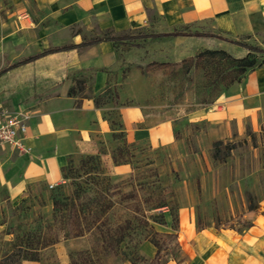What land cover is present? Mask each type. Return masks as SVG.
<instances>
[{"label":"rangeland","instance_id":"obj_1","mask_svg":"<svg viewBox=\"0 0 264 264\" xmlns=\"http://www.w3.org/2000/svg\"><path fill=\"white\" fill-rule=\"evenodd\" d=\"M50 3L0 0V49L8 51L6 37L23 15L36 28L44 25ZM117 42L120 49L130 44ZM203 49L115 70L116 79L129 73L130 82L110 85V101L140 104L150 121L170 118L178 142L154 148L128 142L111 109L118 130L70 157L55 185L0 199V264H168L181 258L187 224L243 229L242 213L264 195V118L233 137L213 136L207 114L245 69L237 61L242 55ZM251 55L260 60V51ZM137 56L122 59L135 64Z\"/></svg>","mask_w":264,"mask_h":264},{"label":"crops","instance_id":"obj_2","mask_svg":"<svg viewBox=\"0 0 264 264\" xmlns=\"http://www.w3.org/2000/svg\"><path fill=\"white\" fill-rule=\"evenodd\" d=\"M40 19L44 25L36 28L37 21L23 15L6 37L8 51L0 49V105L29 111L22 139L29 149L0 146V199L56 183L70 157L92 149L97 136L118 130L111 109L128 142L150 148L178 142V125L170 118L150 121L140 104L116 105L107 97L110 85L130 82L129 73L115 78L122 65L151 59L170 63L179 54L208 47L244 55L247 45H254L261 53L259 62L210 108L207 120L216 130L213 136L225 138L264 118V0H51ZM92 28L108 29V36L129 35L118 40L130 44L120 49L117 40L102 38L59 48L102 36L92 34ZM178 29L185 33H170ZM134 53L135 64L122 59L133 60ZM242 214L248 219L242 230H195L186 223L181 258L168 264H264V195Z\"/></svg>","mask_w":264,"mask_h":264},{"label":"built area","instance_id":"obj_3","mask_svg":"<svg viewBox=\"0 0 264 264\" xmlns=\"http://www.w3.org/2000/svg\"><path fill=\"white\" fill-rule=\"evenodd\" d=\"M28 117L29 111L27 109H9L6 106L0 105V146L7 145L10 149L17 151L29 149V147L22 142ZM47 185L52 187L55 183Z\"/></svg>","mask_w":264,"mask_h":264},{"label":"trees","instance_id":"obj_4","mask_svg":"<svg viewBox=\"0 0 264 264\" xmlns=\"http://www.w3.org/2000/svg\"><path fill=\"white\" fill-rule=\"evenodd\" d=\"M171 34H178V33H185V32H183L181 29H178V30H175V31H171L170 32ZM186 33H191V32H186ZM121 37H131V36H129V35H125V34H121V35H117V36H115V35H110V36H108V34L107 35H105V36H93L92 38H90V39H84V40H81V41H79V44H64V46H59V48H65V47H67V46H76V47H79V46H81V45H87V44H91V43H93L94 41H97V40H100V39H102V38H110V39H113V40H118V39H121ZM50 49H52L51 47L50 48H46V49H43V50H41V51H39V52H36V54H32V55H28V56H26V57H23L22 58V60H20V61H18V62H22L23 60H28V59H31L32 57H35L36 55H38V54H41V53H43V52H47V51H50ZM247 49L249 50L247 53H245L244 55H242V56H240V57H237V61H239L240 62V64L244 67V72L247 70V69H250L253 65H255L256 63H258V62H254V59H253V56L251 55V53L252 52H254V51H259V49L256 47V46H254V45H247ZM203 50H206V51H210V50H212L213 51V49H203ZM216 51H221V52H224L223 51V49L221 50V49H216ZM70 90H72V86L69 88V91ZM219 143H221V140H219V139H217V140H214L213 141V146L214 147H216ZM250 207V206H249ZM252 208H254V206L252 207Z\"/></svg>","mask_w":264,"mask_h":264}]
</instances>
